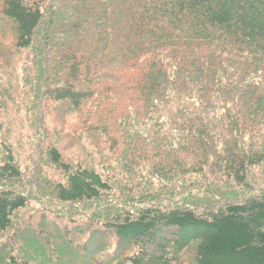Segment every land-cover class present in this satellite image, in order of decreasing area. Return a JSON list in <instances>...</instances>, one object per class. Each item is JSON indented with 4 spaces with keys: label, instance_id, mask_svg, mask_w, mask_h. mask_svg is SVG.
<instances>
[{
    "label": "trees",
    "instance_id": "trees-1",
    "mask_svg": "<svg viewBox=\"0 0 264 264\" xmlns=\"http://www.w3.org/2000/svg\"><path fill=\"white\" fill-rule=\"evenodd\" d=\"M0 264H264V0H0Z\"/></svg>",
    "mask_w": 264,
    "mask_h": 264
},
{
    "label": "rangeland",
    "instance_id": "rangeland-1",
    "mask_svg": "<svg viewBox=\"0 0 264 264\" xmlns=\"http://www.w3.org/2000/svg\"><path fill=\"white\" fill-rule=\"evenodd\" d=\"M3 36H2V39H1V42H2V44L4 45V46H6L7 48H12V46H13V42H14V35H13V33H12V31H11V29L8 27V26H5L4 28H3ZM25 55H21V56H19L18 58H17V61H18V64H19V68L20 67H22V65H23V62L25 61ZM18 73H21L20 71L18 72ZM8 108H9V111H8V119H9V125H13V126H16V124L15 123H18V125L20 124L19 123V119H17V115H16V113H15V110H14V108L12 107V105L11 104H9V106H8ZM71 123H72V120L70 121ZM19 127V126H18ZM14 131L15 132H13V134H11L12 136H11V138L14 136L15 138H16V136L19 134V135H21V141H22V143H26V141H25V137H26V135H27V132H25V130H24V132H17L15 129H14ZM23 136V137H22ZM14 141V140H13ZM72 155V153L70 152V153H68V152H65V156H71ZM37 193V192H36ZM33 205H35V203L33 204ZM31 209V208H30ZM33 213V212H32ZM35 213V212H34Z\"/></svg>",
    "mask_w": 264,
    "mask_h": 264
}]
</instances>
